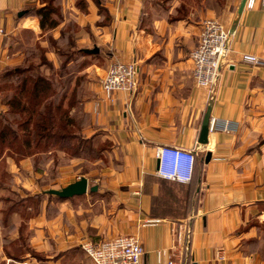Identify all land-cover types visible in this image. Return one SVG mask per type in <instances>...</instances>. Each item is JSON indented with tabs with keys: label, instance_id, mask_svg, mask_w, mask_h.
I'll list each match as a JSON object with an SVG mask.
<instances>
[{
	"label": "crops",
	"instance_id": "1",
	"mask_svg": "<svg viewBox=\"0 0 264 264\" xmlns=\"http://www.w3.org/2000/svg\"><path fill=\"white\" fill-rule=\"evenodd\" d=\"M76 1L59 3L62 13L69 9L68 16L63 13L65 21L83 29L78 43L87 29L93 31L96 44L111 52L108 66L117 61L137 64L138 87L132 95L114 93L108 102L100 87L107 68L97 70L101 77L97 101L86 108L93 110L98 104L92 126L120 146L122 164L118 170L89 174L98 176L91 185L99 195L95 204H106L102 211L95 204L84 209L64 202L48 223L41 216L35 219L36 226L51 228V238L58 240L54 248L40 244L32 250L59 253L53 264H69L77 250L74 245L85 239L97 244L132 236L144 251L141 264H167L170 259L181 264H264V66L241 60L242 55H252L264 61V7L259 0L240 14V0H201V6L199 0H172L165 9L157 4L162 0H99L111 16L106 23L93 0H85L86 10ZM41 4L0 0V73L24 62V35L39 39V20L26 9ZM180 4H185L187 13L174 20ZM222 11L220 19L233 31L212 92L210 118L234 123L236 130L209 133L201 149L198 136L208 99L193 84L189 53L197 44L202 20ZM160 146L195 150L197 206L193 204L192 210L186 212L185 207L192 184L156 175L154 151ZM206 153L208 163L203 162ZM105 191L111 195L108 199ZM148 221L158 223L145 225ZM61 238L63 245L58 243ZM219 250L224 260L217 258ZM83 252L77 254L88 262L77 264H93Z\"/></svg>",
	"mask_w": 264,
	"mask_h": 264
},
{
	"label": "rangeland",
	"instance_id": "2",
	"mask_svg": "<svg viewBox=\"0 0 264 264\" xmlns=\"http://www.w3.org/2000/svg\"><path fill=\"white\" fill-rule=\"evenodd\" d=\"M186 1L191 3V0ZM59 2H63V0H59ZM199 3L201 6L204 4V1L199 0L198 4ZM157 4L160 5L159 9H165V7L169 8L172 5V0H162V2H157ZM193 6L197 7L198 5L195 3ZM68 10L67 8V11ZM67 11L66 13L63 12L66 16H68ZM212 16L223 19L224 12L222 11ZM70 25L72 28L73 24ZM87 30L89 33L85 36L84 40L86 41L83 40L77 43V46H80V48H85L86 46L88 49H93L94 46H97L99 52L96 58H83L77 55L75 56L76 61L67 65L66 77H68V73L73 76L68 90V97H70V95L73 94L72 91H74V98H72V100L76 102V104L74 108L70 109L66 107L67 102H65L63 111L61 112L65 111V115L68 119L77 123V129L82 136L90 138L92 135L101 134L102 137L96 135L100 137V139L96 138L94 141L97 153L95 156L92 155L91 159H88V150L86 149L83 154V157L86 159L82 157V159H76L74 156H76L78 152L74 149L75 147L72 149V152L75 151V153L69 151L63 153L58 150L57 146L37 147L34 146L33 142L28 153L21 151L24 156H29L22 161L21 159H17L15 153V149L22 150L24 148L21 142L17 143L16 141L12 143L11 138H8L3 144H0V264H53L57 262L56 260L59 258V253L52 254L47 252L39 254L32 250V246L40 244L46 248L49 246L54 248L57 246L56 240H58L57 238L56 240L51 238V230L49 231L51 228H41V226H36L33 222H36L35 219H39L41 216V218H44L48 223V220L58 215L59 204L64 202H69L70 206L74 208L92 209L99 195L98 193L94 195L92 192L88 191L87 194L58 201L55 199L56 196L44 194V192L50 189L60 190L78 181L83 176L86 178L85 176H89L90 173L97 172V174H100L108 170V168L118 170L119 166L122 164L123 157L120 146L118 147L117 144L111 141H106V132L97 130L92 126L93 124L96 125L92 120L94 118L93 110L88 111L86 108L88 104L93 105V102L97 101L96 87L99 83V79H101L100 72L97 70L103 71L107 68L106 59H108L111 54L107 46L97 45L96 41L93 40V38L95 39L92 33L93 31ZM73 33L72 29H68L67 32L64 30L63 35L59 33V29L51 32L56 39L55 45L65 54L77 52V50L73 49L74 43H72V45L70 40ZM89 38L92 41H89ZM23 39L27 43L24 52L27 55L26 57L31 61L30 63H34L35 65L38 63L39 50L37 49V44H39L46 50V53L47 51L53 53H47L46 56L54 65L55 71H59V66L64 58L61 59L56 55L55 49L51 48L49 41L46 39V34L40 33L39 39H32L31 35H24ZM4 85L3 83L2 86ZM27 86H29V84ZM57 90L60 93L58 88ZM11 94L12 89L9 86H7L6 89H0V114L6 115L8 110L5 105L7 101L6 97L9 98ZM25 101L26 96L24 95L22 102L24 103ZM44 103V101H41L37 105L35 109L37 110L36 112L41 111ZM91 105H89V107L92 109ZM5 118L9 120L12 119L13 122L18 121L17 123H21L26 120L27 115L26 117L25 115L22 116L21 119H19L18 116H5ZM92 129H94V133H92ZM20 135H22V132H20ZM44 150H47V152H44ZM79 154L80 152L77 155ZM10 156H12V158ZM97 178L98 176H89L87 178L89 180V187L92 186L91 184L96 183ZM100 181H102V178H100L98 182ZM104 196H108L105 198L108 199L111 195L105 191ZM95 205L102 211L106 204L98 203ZM97 207L94 209L96 213L98 211ZM261 210H264V207H261ZM56 227L54 231L57 232L60 226L56 224ZM58 243L63 245V239ZM80 245L81 243L74 245L77 250L73 251L69 264L81 263L83 259L88 262L87 259L83 257L84 255L79 256V254H77V252H82ZM28 252L35 253L28 254ZM45 261H47V263H44Z\"/></svg>",
	"mask_w": 264,
	"mask_h": 264
},
{
	"label": "trees",
	"instance_id": "3",
	"mask_svg": "<svg viewBox=\"0 0 264 264\" xmlns=\"http://www.w3.org/2000/svg\"><path fill=\"white\" fill-rule=\"evenodd\" d=\"M40 1L42 3L41 6L31 5L26 10L28 13L38 18L42 33L46 34V39L49 41L51 48L55 49L54 51L56 55H58L61 59H64L61 61L59 71H55L54 65L47 59L46 56V54L51 51H47L46 53V50L37 44L39 55L37 59L38 63L36 65L34 63H30L31 61L25 54L24 62L22 64L16 67L7 68L0 73V89H6L7 86L12 89L11 96L9 98L6 97L7 101L5 105L8 108L7 113L6 115L0 114V144H3L8 138H11L12 143H15L16 141L17 143L21 142L24 148L22 150L15 149V153L17 155V159H21L22 161L27 159L29 156H24L21 151L28 153L33 142L34 146L37 147L57 146L58 150L63 153H66V151L72 152V149L75 147L74 149L78 153L80 152L79 155H77V153L76 156H74L76 159L81 157L86 159L83 157V154L87 149L88 159H91L92 155L95 156L97 153L94 141L96 138L100 139V137H102L101 134L98 133L92 135L90 138L82 136L77 129V123L68 119L65 115V111H61H63V105L65 102H67L66 107L70 109L74 108L76 104V102H73L72 100V98H74V91H72V89L71 91L73 94L68 97V90L73 76L68 73V77H66L67 65L76 61L75 56L77 55L83 58H96L98 53L91 54L86 51L91 49L80 48V46H77L78 38L80 37L79 34L83 31V29L74 23V21H65L59 0ZM93 1L97 5L99 13L103 14L105 17L103 22H109L111 16L108 14L107 9L101 5L99 0ZM76 5L81 7V9L86 10L85 0H77ZM185 10L187 13L185 4H180L176 8L175 14L172 15V19L176 20L181 18L184 15ZM62 22H64V25L60 27L59 33L63 35L64 30L67 32L68 29H72V32L74 33L70 40L71 44L74 43L75 46L72 44L73 49L77 50V52L65 54L55 45L56 39L53 37L51 32ZM70 24H73L72 28ZM3 83L5 84L4 86H2ZM28 84L29 86H27ZM24 95L26 96V101L23 103L22 99ZM41 101H44L45 103L43 104L41 111L36 112L37 110L35 109ZM24 115L25 117L27 115V118L21 123H17L18 121L13 122L12 119L9 120L5 118V116H18L19 119H21ZM20 132H22V135H20ZM96 135L100 137H97ZM44 152H47V150H44ZM72 153H75V151ZM10 157L12 158V156ZM196 166L197 158L194 164L192 177L189 182V184L192 185L189 186V190L187 192L185 203L186 212L187 210H192L193 204L194 206H197V197L195 192ZM93 194L97 195V193ZM55 199L58 201L64 200L59 197H55ZM32 253L28 252V254Z\"/></svg>",
	"mask_w": 264,
	"mask_h": 264
},
{
	"label": "built area",
	"instance_id": "4",
	"mask_svg": "<svg viewBox=\"0 0 264 264\" xmlns=\"http://www.w3.org/2000/svg\"><path fill=\"white\" fill-rule=\"evenodd\" d=\"M257 0H245L243 9H252ZM264 7V0H259ZM229 27L216 17L202 20L197 44L189 53L191 62V76L194 86L203 91L209 99L212 94L218 75L219 63L222 56L226 60L229 52ZM241 60L254 66H264V61L252 55H242ZM101 92L108 102L113 101L114 93L122 92L132 95L138 87V67L135 62H112L100 83ZM98 104H94L96 112ZM236 130L234 123L218 121L210 118L209 133H230ZM157 159L156 175L164 180L188 184L191 180L196 161L195 150L177 147L160 146L154 151ZM158 221H148L145 225H155ZM81 249L93 264H141L144 254L139 240L132 236H116L114 238L93 243L85 239ZM217 258L224 260L222 250L217 251ZM167 264H181L180 261L170 259Z\"/></svg>",
	"mask_w": 264,
	"mask_h": 264
},
{
	"label": "water",
	"instance_id": "5",
	"mask_svg": "<svg viewBox=\"0 0 264 264\" xmlns=\"http://www.w3.org/2000/svg\"><path fill=\"white\" fill-rule=\"evenodd\" d=\"M245 0H240L238 7H237V13L240 14L243 10ZM233 29H230V33H232ZM87 52L91 54H97L98 48L97 46H94L91 50H86ZM224 63V56L221 57L220 63H219V70L221 66ZM214 95L213 93L210 94L208 99V106L206 108L205 113L203 114L200 130H199V136H198V143L200 144L201 149L204 148V146L208 143V135H209V120H210V113H211V107L213 104ZM210 160V154L206 153L203 157V162L208 163ZM95 192L97 191L96 186H90L88 184V180L84 177L80 178L78 181H75L74 183H71L67 185L64 188H61L60 190L50 189L45 192V194L56 196L61 199H69L75 196H81L84 194H87V192Z\"/></svg>",
	"mask_w": 264,
	"mask_h": 264
}]
</instances>
